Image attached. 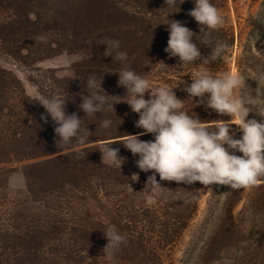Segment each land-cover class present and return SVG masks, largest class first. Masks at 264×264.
Returning a JSON list of instances; mask_svg holds the SVG:
<instances>
[{
  "label": "rangeland",
  "instance_id": "obj_1",
  "mask_svg": "<svg viewBox=\"0 0 264 264\" xmlns=\"http://www.w3.org/2000/svg\"><path fill=\"white\" fill-rule=\"evenodd\" d=\"M210 2L223 23L205 37L188 16L192 0L174 8L164 0H0V264H264V177L251 188L160 181L163 189H154L146 184L152 173L141 172L138 157L119 143L142 131L137 114L123 103L115 114L84 116L78 108L89 74L124 66L115 53L103 55L101 43L118 40L127 66L147 73L153 86L183 80L173 91L209 128L230 119L193 107L196 98L183 88L197 72L235 71L246 79V95L264 91V0ZM167 18L194 33L201 57L217 43L226 48L215 59L179 64L164 52ZM102 88L125 95L115 74L104 75ZM34 90L71 100L65 111L82 118L89 141L58 143ZM249 107L246 119L264 118V101ZM104 119L111 127L101 126ZM106 143L125 158L120 170L101 161ZM109 225L126 238L111 257L102 251Z\"/></svg>",
  "mask_w": 264,
  "mask_h": 264
},
{
  "label": "clouds",
  "instance_id": "obj_2",
  "mask_svg": "<svg viewBox=\"0 0 264 264\" xmlns=\"http://www.w3.org/2000/svg\"><path fill=\"white\" fill-rule=\"evenodd\" d=\"M178 2L180 7L185 0H164L169 8L176 7ZM192 2L194 7L188 16L201 26L200 33L209 37L210 30H215L223 23L222 17L210 0ZM167 21V24H163L167 26L168 32L164 52L169 58L177 57L179 64L187 67L197 60L204 62L215 59L226 48L225 44L217 43L211 48L210 55L203 58L199 46L193 42L194 33L181 21L168 18ZM101 45L105 46V57H112L115 53L116 59L124 66L118 72L109 68L102 76L89 74L84 82L87 95L76 94L81 101L78 108L84 116H97L101 112L115 114L114 106L123 103L137 114L134 126L142 131L123 135L119 143L134 157H138L135 163L141 172L152 173L147 177L146 184L154 189H163L160 181L188 185L199 182L204 186L216 184L240 189L251 188L264 177V118L260 117L259 121L246 119L251 112L250 102L254 98L264 101V91L255 89V97L246 95L250 90L245 85L246 79L235 71L220 75L197 72L195 78L183 88L188 99L192 101L196 98L193 107L203 104L218 115L230 117L228 120L213 121L209 128L194 112L185 109V101L178 99L173 91L185 83L183 80L175 87L167 83L153 86L147 73L138 74L127 66V53L119 50L120 41L108 40ZM156 64L167 67L163 61ZM105 74L117 76V87L123 88L125 95H110L102 88ZM33 97L44 109L41 121L46 123L50 119L55 125L54 134L59 138L58 143L68 146L74 141L80 144L89 141L92 132L86 126H81L82 118L75 112L66 113V103L71 100L65 95L46 96L34 90ZM111 125V119H104L101 124L105 129ZM233 126H236L235 129ZM237 133L239 138H236ZM148 134H151L152 139L145 141L140 138ZM112 143L104 144L99 150L101 161L120 170L125 158L119 155L118 148L110 147ZM237 152L241 155H236ZM137 179V174L130 177L133 182ZM103 236L107 242L102 251L108 257L126 243L125 236L115 225H109Z\"/></svg>",
  "mask_w": 264,
  "mask_h": 264
}]
</instances>
